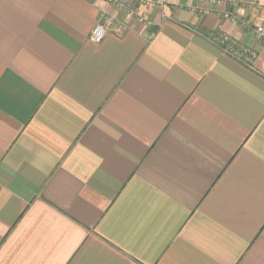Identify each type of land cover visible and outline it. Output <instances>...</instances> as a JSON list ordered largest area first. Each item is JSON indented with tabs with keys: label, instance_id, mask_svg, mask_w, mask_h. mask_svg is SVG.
Returning <instances> with one entry per match:
<instances>
[{
	"label": "crops",
	"instance_id": "1",
	"mask_svg": "<svg viewBox=\"0 0 264 264\" xmlns=\"http://www.w3.org/2000/svg\"><path fill=\"white\" fill-rule=\"evenodd\" d=\"M123 1L0 0V264H264V0Z\"/></svg>",
	"mask_w": 264,
	"mask_h": 264
},
{
	"label": "built area",
	"instance_id": "2",
	"mask_svg": "<svg viewBox=\"0 0 264 264\" xmlns=\"http://www.w3.org/2000/svg\"><path fill=\"white\" fill-rule=\"evenodd\" d=\"M118 7L125 9L130 15L135 16L138 20L151 23L145 14H140L135 8H132L123 0H107ZM170 0H143V2L150 7H163L169 3ZM212 4V6H222L224 4L238 5L241 0H201ZM202 14H210L211 9L204 8L198 10ZM224 17L227 19L235 20L236 17L229 12L224 13ZM239 25L242 30L246 32H252L255 36L264 42V26H255L249 20L241 19L239 20ZM193 30H197L196 26H188ZM125 26L123 24H118L115 18H109L108 20H103L102 18L96 23L90 33V40L94 43H101L110 31L116 33H123L125 31ZM211 41L221 48L223 52L230 55L237 61L243 63L249 68H255L257 60L259 58V49L257 47L239 42L233 38L230 34L222 32L211 38Z\"/></svg>",
	"mask_w": 264,
	"mask_h": 264
}]
</instances>
